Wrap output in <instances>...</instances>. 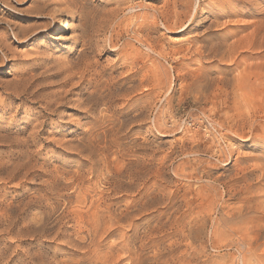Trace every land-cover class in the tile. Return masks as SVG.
Returning a JSON list of instances; mask_svg holds the SVG:
<instances>
[{
    "label": "rangeland",
    "instance_id": "rangeland-1",
    "mask_svg": "<svg viewBox=\"0 0 264 264\" xmlns=\"http://www.w3.org/2000/svg\"><path fill=\"white\" fill-rule=\"evenodd\" d=\"M53 2L0 0V160L37 163L0 174V264H264V0H67L66 31ZM98 186L135 211L94 239L73 208Z\"/></svg>",
    "mask_w": 264,
    "mask_h": 264
},
{
    "label": "bare ground",
    "instance_id": "bare-ground-1",
    "mask_svg": "<svg viewBox=\"0 0 264 264\" xmlns=\"http://www.w3.org/2000/svg\"><path fill=\"white\" fill-rule=\"evenodd\" d=\"M63 1V2H62ZM65 1H67V0H58V1H55L54 0V2L51 4V7H52V15H53V17H54V19H55V27L57 28V29H59V30H62V31H66V30H68V29H70V22H69V19H68V13H67V11L66 10H63L60 6H59V4L60 3H65ZM196 1V0H195ZM72 9V8H71ZM194 12H195V10H194ZM2 22V21H1ZM112 24V23H111ZM234 24V23H233ZM5 25V24H4ZM76 25V27H79V25H80V23H77V24H75ZM14 35H17V32L14 34ZM26 38V37H25ZM29 38V37H28ZM21 39H23V38H21ZM110 39V38H109ZM23 41V40H22ZM6 42V41H5ZM4 42V37H2V36H0V50H3L4 52H8V50L10 49L9 48V46H8V44L7 43H5ZM120 47V46H119ZM116 48V47H115ZM113 49V48H112ZM204 56H205V54H204ZM3 58V57H2ZM229 61H233V59H229ZM175 62V61H174ZM229 65V64H228ZM135 66V65H134ZM3 67V65H1L0 66V68H2ZM242 81V80H241ZM237 87V86H236ZM221 93V92H220ZM238 94V93H237ZM90 98L91 97V94L90 95H88L87 97H86V100L85 101H78V104L79 105H81V104H87L88 102H87V98ZM102 98V97H101ZM61 101V100H60ZM60 101H57V104L58 103H60ZM206 103V102H205ZM226 105V104H225ZM88 111V110H87ZM55 112V111H54ZM236 115V114H235ZM95 117V116H94ZM36 124V123H35ZM185 129V128H184ZM40 129H38L36 132L38 133V131H39ZM213 131V130H212ZM218 132V131H217ZM216 134V133H215ZM221 135V134H220ZM33 135H31V137H32ZM38 136V135H37ZM215 137V136H214ZM239 137V136H238ZM33 138V137H32ZM220 138V137H219ZM35 139V138H34ZM4 140V139H3ZM8 141V140H7ZM4 142V141H3ZM25 142H26V140H23L22 142L21 141H19L17 144H15L14 145V147H13V150H12V152H11V155L10 156H8V158L6 159V160H4V159H1L0 160V174L1 175H4V178H13V177H15L16 175H22V176H26L29 172H30V170H32V169H34V167H36L35 165L37 164V163H35V161H33V159H32V157H31V154H30V151L27 149V147H25ZM143 142V141H142ZM220 142V141H219ZM2 143V142H1ZM54 144V143H53ZM219 145V144H218ZM213 146V145H212ZM2 148V147H1ZM208 148V147H207ZM218 149V148H217ZM34 150V149H33ZM72 150V149H71ZM221 151V150H220ZM206 152V151H205ZM218 153H220V152H218ZM222 154V153H221ZM220 154V155H221ZM213 155V154H212ZM7 157V156H6ZM187 158V157H186ZM86 159V158H85ZM229 159V158H228ZM90 160V159H89ZM57 161V160H56ZM95 161H97V160H95ZM94 161V162H95ZM99 162V161H98ZM219 162V161H218ZM92 163V162H91ZM92 164H94V163H92ZM96 164H97V162H96ZM226 164V163H225ZM92 166V165H91ZM90 166V167H91ZM97 166V165H96ZM99 167V166H98ZM39 168L41 169V173H39L40 174V176H41V178L43 179V181H52L53 179H54V177L56 178V177H58L59 176V170H58V166H54L53 167V169L52 170H46V169H44V167H43V164L40 166L39 165ZM91 168H93V167H91ZM101 168V167H100ZM103 168V167H102ZM107 171L106 172H108L109 173V167L106 165L105 167H104ZM39 169V170H40ZM76 171H78V169L76 170ZM34 172V171H33ZM37 172V171H36ZM35 172V173H36ZM79 172V171H78ZM100 172V171H99ZM100 173H105L104 172V170H102V172H100ZM99 173V174H100ZM78 174V173H77ZM106 174V173H105ZM104 174V175H105ZM101 175H103V174H101ZM101 175H99V176H101ZM106 175H108V174H106ZM112 175L113 174H109V176H107V177H105L106 179H110L111 177H112ZM126 175V174H125ZM3 177V176H2ZM75 177V176H74ZM78 177V176H77ZM80 177H81V175H80ZM101 177H103V176H101ZM33 178V177H32ZM2 179V178H1ZM73 179V178H72ZM76 179V178H75ZM81 179V178H80ZM112 179H113V177H112ZM19 180V179H18ZM73 181V180H72ZM80 182V181H79ZM73 183V182H72ZM78 183V181L76 182V184ZM104 183H105V180H104ZM109 183V182H108ZM20 184V183H19ZM60 184V183H59ZM74 184V183H73ZM51 187V186H50ZM80 187V186H79ZM55 188V187H54ZM61 188V187H60ZM72 188V187H71ZM73 188H74V186H73ZM82 188V187H81ZM98 188H99V186H98ZM74 190V189H73ZM78 190H80V188H78ZM239 190V189H238ZM87 191V190H86ZM73 192V191H72ZM74 192H77V191H74ZM141 192V191H140ZM78 193V195L75 197L76 199H77V197L79 198L78 200H79V205H78V207L82 210V209H85L84 210V212L83 211H79V209H77L78 207H75L77 210H75L73 207V210L75 211L74 212V216L75 217H78L79 219H80V222H82L83 224H86L88 227V229L86 230V232L87 231H89L90 230V234L92 235V237L95 239L96 238V236H97V233H98V231H100V230H102V226H103V228L105 229L106 227H104V225L103 224H106V223H109V227H114L113 225H114V223H116V222H118L119 220H121L122 218H128L129 216H131L130 214L131 213H133V211H135L134 210V208H133V205H130L128 202H126V200H125V202H126V204H124L123 205V207H122V209H120V210H117V211H115V209H113V208H111V206H112V204H109V203H106L105 201H104V197H103V195H104V189H102L101 187L98 189V190H96L95 191V193H94V196H96V197H94V199H92L93 198V194L91 193V195L89 194H87V193H85L83 190H81L80 192H77ZM90 193V192H89ZM74 194V193H73ZM87 195H88V197H87ZM147 195V194H146ZM74 196V195H73ZM142 196V195H141ZM152 196V195H151ZM145 197V196H144ZM150 197V196H149ZM69 198V197H68ZM147 198V197H146ZM38 199V198H37ZM88 199H91V200H88ZM140 199V198H139ZM141 199H142V197H141ZM167 199H169V198H167ZM247 199V198H246ZM69 200H71V199H69ZM145 200V199H144ZM143 200V201H144ZM153 200V199H152ZM35 201V200H34ZM68 201V200H67ZM73 201V200H72ZM130 202H132V200L130 201ZM59 203V202H58ZM71 203V202H70ZM75 203H77V201L75 202ZM205 203V202H204ZM209 203V202H208ZM73 204V203H72ZM139 204V203H138ZM5 205V204H4ZM59 205V204H58ZM65 205V204H64ZM63 205V206H64ZM70 205V204H69ZM69 205H68V207H69ZM240 205V204H239ZM243 205V204H242ZM255 205V204H254ZM73 206H76V205H73ZM138 206V205H137ZM6 207V206H5ZM64 207H67V206H64ZM68 207H67V209H68ZM141 207H142V205H141ZM69 208H71V207H69ZM139 209V208H138ZM144 209V208H143ZM168 209V208H167ZM70 210V209H69ZM39 211V210H38ZM137 211V210H136ZM139 211V210H138ZM55 212V211H54ZM63 212H64V210H63ZM68 212V211H67ZM70 213H72V212H70ZM69 213V214H70ZM137 212H135V214H136ZM171 213V212H170ZM140 214H141V211H140ZM150 214V213H149ZM148 214V215H149ZM71 215V214H70ZM172 215H173V213H172ZM176 215V214H175ZM36 216V215H35ZM150 216H152V215H150ZM171 216V215H170ZM177 216V215H176ZM70 217V216H69ZM72 218H74V217H72ZM77 218V219H78ZM137 218V217H136ZM168 218V217H167ZM167 218H166V220H167ZM257 218V217H256ZM57 219V218H56ZM60 219V218H59ZM74 219H76V218H74ZM133 219H135V218H133L132 217V219H131V221L133 222ZM172 219V220H171ZM136 220V219H135ZM140 220V219H139ZM170 220L171 221H168L169 223H171L172 225H171V229L172 230H174V232L176 231V232H178V229L176 228L177 227V225L175 224L176 222H174L175 220H176V218L175 217H170ZM178 220V219H177ZM8 221V220H7ZM75 221V220H74ZM126 221V220H125ZM130 221V220H129ZM128 221V223H130ZM148 221V220H147ZM151 221V220H150ZM153 221H154V219H153ZM77 222V221H76ZM79 222V223H80ZM174 222V223H173ZM72 223V222H71ZM75 223V222H74ZM113 223V224H112ZM127 223V224H128ZM134 223V222H133ZM132 223V224H133ZM177 223H178V221H177ZM110 224L112 225V226H110ZM146 224V222L144 223V225ZM157 224V223H156ZM163 224H165V223H163ZM80 225H82V224H80ZM116 225V224H115ZM155 225V224H154ZM161 225V224H160ZM179 225V224H178ZM181 225V224H180ZM23 226V225H22ZM84 226V225H83ZM131 226V225H130ZM146 226H148V225H146ZM146 226H145V228H146ZM151 226V225H150ZM161 226H163V225H161ZM165 226V225H164ZM168 226H169V224H168ZM259 226V225H258ZM79 227H81V226H79ZM108 227V226H107ZM108 227V229L110 230V228ZM153 227V226H152ZM158 227V226H157ZM180 227V226H179ZM184 227V226H183ZM82 228V227H81ZM80 228V229H81ZM86 228V227H85ZM144 228V227H143ZM154 228V227H153ZM152 228V229H153ZM161 228V227H160ZM159 228V229H160ZM164 228V227H163ZM186 228V227H185ZM5 229V228H4ZM8 229V228H7ZM83 229H84V227L82 228V231H83ZM104 229L102 230V231H104ZM108 229H105V230H108ZM136 229V228H135ZM150 229V228H149ZM138 230V229H137ZM156 230V229H155ZM169 230V229H168ZM171 230V231H172ZM26 231V230H25ZM102 231H100V232H102ZM112 231V230H111ZM110 231V232H111ZM158 231V230H157ZM156 231V232H157ZM185 231V230H184ZM104 232H106V231H104ZM132 232H134V231H132ZM135 232H138V231H135ZM134 232V233H135ZM151 232H153V231H151ZM174 232H172V234H174ZM84 233V232H83ZM108 233V232H107ZM158 233V232H157ZM16 234V233H15ZM18 234V233H17ZM89 233H88V235H90ZM111 234V233H110ZM135 234H137V233H135ZM143 234V233H142ZM159 234V233H158ZM167 234H169V233H167ZM108 235V234H107ZM106 235V236H107ZM166 235V234H165ZM175 235V234H174ZM21 236V235H20ZM98 236H99V234H98ZM152 236H154V235H152ZM176 236V235H175ZM100 238H101V236H99ZM82 238H83V236H82ZM121 238V237H120ZM124 238V237H123ZM157 238V240H158V237H156ZM34 239V238H33ZM72 239V238H71ZM125 239V238H124ZM100 240V239H99ZM122 240V239H121ZM126 240V239H125ZM156 240V241H157ZM175 240V239H174ZM176 240H177V238H176ZM250 240V239H249ZM8 241V240H7ZM69 241V240H68ZM90 241V240H89ZM94 242H96V240L94 241ZM121 242V241H120ZM119 242V243H120ZM153 241L151 240V243H152ZM159 242V241H158ZM105 243V242H104ZM117 243V242H116ZM70 244H72L71 242H70ZM91 244V243H90ZM147 244V243H146ZM173 244V243H172ZM247 244V243H246ZM96 245H98V244H96ZM128 245V244H127ZM143 245V244H142ZM156 245V244H155ZM169 245V244H168ZM174 245H175V243H174ZM9 246V245H8ZM92 246V245H91ZM110 246V245H109ZM120 246V245H119ZM158 246V245H157ZM171 246V245H170ZM19 247H20V245H19ZM74 247V246H73ZM93 247H94V244H93ZM114 247H116V246H114ZM128 247V246H127ZM152 247V246H151ZM166 247V246H165ZM169 247V246H168ZM96 248H97V246H96ZM108 248H111V247H108ZM112 248H113V246H112ZM123 248V247H122ZM125 248V247H124ZM153 248V247H152ZM171 248V247H170ZM262 248H264V247H262ZM107 249V248H106ZM118 249V248H117ZM116 249V250H117ZM143 249H144V247H143ZM97 250V249H96ZM121 250V249H120ZM125 250V249H124ZM137 250V249H136ZM157 250V249H156ZM165 250V249H164ZM91 251V250H90ZM122 251V250H121ZM131 250H127V252H130ZM138 251V250H137ZM170 251V250H169ZM172 251V250H171ZM95 253H96V251H94ZM101 252V251H100ZM105 253L104 254H102V255H100V256H97V255H95V256H97L96 257V260H94V258H93V260H91L90 261V264H111V259L109 258V254H111V252L109 253V254H107V252H106V250L104 251ZM109 252V251H108ZM123 252V251H122ZM121 252V253H122ZM131 252H133V254L135 255V251H131ZM141 252V251H140ZM157 252H158V250H157ZM156 252V253H157ZM25 253V252H24ZM103 253V252H102ZM124 253V252H123ZM8 254V253H7ZM98 255H99V253H97ZM117 254V253H116ZM32 255V254H31ZM34 255V254H33ZM121 255V254H120ZM122 255H125V254H122ZM259 255V254H258ZM35 256H36V253H35ZM70 256V255H69ZM92 256V255H91ZM117 256V255H116ZM115 256V257H116ZM118 256H119V254H118ZM126 256V255H125ZM130 256V255H129ZM133 256V255H132ZM132 256H131V258H132ZM39 257V256H38ZM89 257V256H88ZM113 257H114V255H113ZM142 257V256H141ZM168 257V256H167ZM37 258V257H36ZM68 258H71V257H68ZM125 258V257H124ZM137 259H139V257L137 256L136 257ZM158 258V257H157ZM12 259V258H11ZM76 259V258H75ZM75 259H73V258H71V259H67V258H65L64 260L62 259V260H57V259H54L53 261H46V262H43V260H36V259H34V258H32V256H29L28 257V260L27 261H24L22 258L21 259H19V264H78V261H77V259L75 260ZM114 259V258H113ZM119 259V258H118ZM123 259V258H122ZM171 259V258H170ZM173 259V258H172ZM244 259V258H243ZM80 260V259H79ZM115 260V259H114ZM121 260V259H120ZM7 261V260H6ZM130 261H132V260H130ZM137 262V261H136ZM139 262H141L142 263V261L140 260ZM156 262V261H155ZM168 262H169V260H168ZM134 263V262H133ZM132 263V264H133ZM141 263H135V264H141ZM6 264V263H5ZM112 264H114L113 262H112ZM164 264V263H163ZM167 264V263H166Z\"/></svg>",
    "mask_w": 264,
    "mask_h": 264
}]
</instances>
